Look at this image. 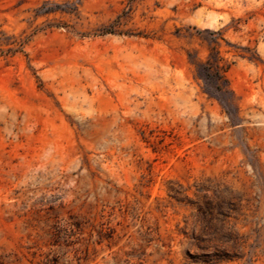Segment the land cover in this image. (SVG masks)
Returning a JSON list of instances; mask_svg holds the SVG:
<instances>
[{
    "label": "rangeland",
    "instance_id": "rangeland-1",
    "mask_svg": "<svg viewBox=\"0 0 264 264\" xmlns=\"http://www.w3.org/2000/svg\"><path fill=\"white\" fill-rule=\"evenodd\" d=\"M0 264H264V0H0Z\"/></svg>",
    "mask_w": 264,
    "mask_h": 264
}]
</instances>
